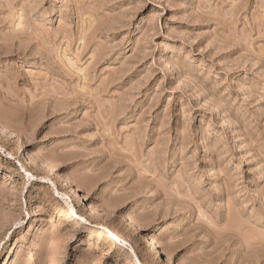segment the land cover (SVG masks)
I'll use <instances>...</instances> for the list:
<instances>
[{"label": "rangeland", "instance_id": "1", "mask_svg": "<svg viewBox=\"0 0 264 264\" xmlns=\"http://www.w3.org/2000/svg\"><path fill=\"white\" fill-rule=\"evenodd\" d=\"M180 257L264 264V0H0V264Z\"/></svg>", "mask_w": 264, "mask_h": 264}, {"label": "bare ground", "instance_id": "2", "mask_svg": "<svg viewBox=\"0 0 264 264\" xmlns=\"http://www.w3.org/2000/svg\"><path fill=\"white\" fill-rule=\"evenodd\" d=\"M3 129H4V127H3ZM3 129H2V130H3ZM5 129H6V128H5ZM5 129H4V130H5ZM4 130H3V131H4ZM6 132H9V131L6 130ZM9 133H10V132H9ZM10 134H13V133L11 132ZM42 159H43V158H42ZM45 160H46V159H44V160H41V159H40V161L43 162V163H42V162H41V163H42V164H45L46 166H48L49 169L52 170V172H53V169L55 168L56 165L54 166L52 163H51V164H52V165H51L49 161H48V163H47ZM48 160H49V159H48ZM54 164H55V163H54ZM55 171H56V170H55ZM56 173H57V172H56ZM56 173H54V175H55ZM57 175H58V174H57ZM55 176H56V175H55ZM58 176H59V175H58ZM60 178H63L64 182H66L67 184H69L68 180L66 179V177H64V175H61ZM68 186H70L71 189H73V190L75 191V187H73V186H71V185H68ZM90 203H91V202H90ZM90 203H89V205H90ZM92 204H93V203H92ZM91 206H92V205H90V207H91ZM93 207H94V204H93L92 208H93ZM93 209H96V207H94ZM93 209H92V210H93ZM131 220H132V219H131ZM132 223H133V221H132ZM132 225H133V224H132ZM132 225H131L130 227L133 228ZM133 229H134V228H133ZM136 229H137V228H136ZM138 230H139V229H138ZM147 238H148V237H147ZM148 239H149V240L146 241V242H147V244H148L151 248H150V250H149V248H148L147 251L150 252V251L153 250V249L157 250V247H156V245H155L156 243L154 242L153 237L148 238ZM166 255H167L166 257H168V261L170 260V261L172 262V260H173V250L168 249L167 252H166ZM178 260H179V263H178V264H185L184 261H183V259H182L181 257H180V259H178Z\"/></svg>", "mask_w": 264, "mask_h": 264}]
</instances>
